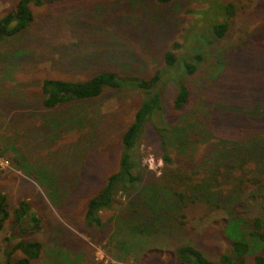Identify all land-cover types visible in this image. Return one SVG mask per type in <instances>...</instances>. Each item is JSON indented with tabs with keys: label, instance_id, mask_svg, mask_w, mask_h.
<instances>
[{
	"label": "rangeland",
	"instance_id": "obj_1",
	"mask_svg": "<svg viewBox=\"0 0 264 264\" xmlns=\"http://www.w3.org/2000/svg\"><path fill=\"white\" fill-rule=\"evenodd\" d=\"M16 2L0 0V17ZM229 4L228 29L218 38L214 25L227 16L220 5ZM31 9L26 31L0 39V192L10 210L29 201L41 230L30 235L7 221L0 264L4 250L23 238L42 244L31 264H177L174 251L185 244L217 262L231 241L228 220L241 215L246 232L249 219L262 213L258 189L246 183L264 176L260 158L233 166L238 178H232L211 154L264 141V0H63ZM174 44L177 64L167 72L188 87L190 101L176 113V84H163L160 126H196L187 142L166 133L171 163L147 126L135 153L139 181L117 192L113 207L101 213V227L89 228L87 202L117 170L121 135L144 95L106 88L95 100L45 109L41 83L83 81L101 71L147 79L164 68V53ZM196 54L202 59L189 74L184 63ZM202 181L218 197L191 203ZM177 191L187 194L184 205L173 203ZM152 192L168 201L166 217L147 227L140 214L152 205Z\"/></svg>",
	"mask_w": 264,
	"mask_h": 264
},
{
	"label": "trees",
	"instance_id": "obj_2",
	"mask_svg": "<svg viewBox=\"0 0 264 264\" xmlns=\"http://www.w3.org/2000/svg\"><path fill=\"white\" fill-rule=\"evenodd\" d=\"M63 0H17L13 8L0 17V39L11 38L24 31L33 23L34 15L31 5L41 6L45 3L62 2ZM159 4H168L173 0H155ZM219 8V7H218ZM223 15L226 19L214 25L216 37H224L230 17L233 13V6H222ZM178 44H174L172 49L167 50L163 56L164 68L155 70L147 79L120 75L115 71H101L83 81H71L61 79H44L41 83L42 106L45 109H55L66 104L76 102H88L102 96L106 88L123 90L134 89L144 95V99L137 107L132 121L123 131L120 139V154L118 168L110 174L99 191L94 194L87 202L84 213V224L89 228H99L102 226L101 213L110 210L114 203L117 192L120 189H127L139 181V175L136 172L135 153L138 142L147 126H152L156 135L160 139V145L164 152L163 159L166 163H171L172 159L167 154V140L171 138L182 139L187 142L191 129L195 128L196 123L180 122L179 126L184 128L178 129L175 125L164 127L160 126L164 114V96L161 86L170 80L176 84V94L172 103L173 110L176 113H183L190 101V92L188 87L179 79L169 76L167 70L172 69L177 64V55L174 53ZM199 54L194 55L191 61L184 63V69L187 73L193 74L201 61ZM166 133H168L167 137ZM216 149L212 152L211 158L217 164L223 165L228 175L232 178H238L234 174V167L240 165L245 167L255 155L259 159L258 164H264V141L251 142L243 146L234 143L231 148ZM220 166V165H219ZM233 170V171H231ZM218 172H213L214 179ZM232 181H235L232 179ZM242 184V182L240 181ZM252 187L258 189L257 194L261 198V211L249 219L250 228L245 232L243 217L236 213V216L228 220L226 226V235L230 238L229 248L223 252L217 262L208 259L200 249L185 244L177 247L174 251V258L177 264H246L248 258H251L252 264H264V176L250 177L246 180ZM238 184V182H237ZM158 191V190H157ZM208 187L205 182L196 185L192 191L191 203L198 199L217 198L218 194L208 195ZM159 192V191H158ZM241 192L236 189L232 190L231 195L239 199ZM173 203H186L187 194L184 192H173ZM160 197V199L158 197ZM238 195V196H237ZM150 199L152 205L142 211L140 216L144 218L146 226L159 222L162 217H166L164 211V198L157 192H152ZM165 202H168L167 200ZM163 203V204H162ZM154 204V205H153ZM179 204V205H180ZM164 211V212H163ZM242 217V218H241ZM245 220V219H244ZM7 221H11L13 227L18 231L28 232L33 235L40 229L41 219L33 212L31 204L27 200H20L17 207L10 210L7 203V197L0 192V232L4 229ZM246 222V221H245ZM248 236L251 240L248 239ZM255 248L257 253H253ZM42 244L37 240L20 239L11 247L4 250L3 264H31L40 256ZM20 253V256H17ZM252 254V255H251Z\"/></svg>",
	"mask_w": 264,
	"mask_h": 264
},
{
	"label": "built area",
	"instance_id": "obj_3",
	"mask_svg": "<svg viewBox=\"0 0 264 264\" xmlns=\"http://www.w3.org/2000/svg\"><path fill=\"white\" fill-rule=\"evenodd\" d=\"M5 166H7V164H5Z\"/></svg>",
	"mask_w": 264,
	"mask_h": 264
}]
</instances>
